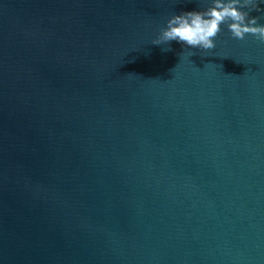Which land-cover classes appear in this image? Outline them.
I'll use <instances>...</instances> for the list:
<instances>
[{
  "label": "water",
  "instance_id": "obj_1",
  "mask_svg": "<svg viewBox=\"0 0 264 264\" xmlns=\"http://www.w3.org/2000/svg\"><path fill=\"white\" fill-rule=\"evenodd\" d=\"M204 7L0 0V264H264V44L151 43Z\"/></svg>",
  "mask_w": 264,
  "mask_h": 264
},
{
  "label": "clouds",
  "instance_id": "obj_2",
  "mask_svg": "<svg viewBox=\"0 0 264 264\" xmlns=\"http://www.w3.org/2000/svg\"><path fill=\"white\" fill-rule=\"evenodd\" d=\"M204 2L206 7L203 10L170 15L151 43L162 45L175 41L190 48L210 50L216 47L215 38L223 26L236 40H244L251 35L264 44V23H259L258 16L250 15L253 11H261L264 0Z\"/></svg>",
  "mask_w": 264,
  "mask_h": 264
}]
</instances>
